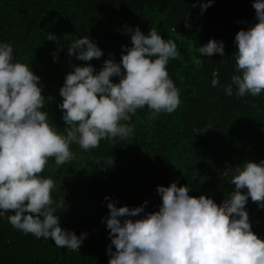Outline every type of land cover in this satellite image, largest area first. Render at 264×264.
I'll list each match as a JSON object with an SVG mask.
<instances>
[{
	"label": "trees",
	"instance_id": "trees-1",
	"mask_svg": "<svg viewBox=\"0 0 264 264\" xmlns=\"http://www.w3.org/2000/svg\"><path fill=\"white\" fill-rule=\"evenodd\" d=\"M0 0V41L11 42L14 57L29 63L41 77L45 109L50 122L63 130L59 89L72 65L92 64L99 71L106 59L120 62L122 45L131 47L128 28L151 27L173 39L180 56L167 68L181 90V104L171 114L149 120L145 107L130 123L131 138L101 140L100 146L83 150L73 144L74 159L42 173L56 182L53 199L61 227L78 236L87 232L79 250L57 247L49 238H36L15 229L0 217V264H109L110 230L106 227L109 197L117 207H137L148 201L146 212L159 210L158 185H189V195H206L221 204L235 190L231 174L224 171L246 161L264 160V93L237 98L211 86L219 70L220 84L230 83L235 71V35L257 23L254 0ZM197 4L193 7V4ZM190 27H185V24ZM54 34L56 40H48ZM88 35L103 51L100 58L81 61L69 55V43ZM222 40L225 56L198 53L210 39ZM63 45L61 48L60 46ZM112 53L113 56H109ZM57 59H53V56ZM114 82L119 77L111 78ZM113 159L111 165L107 161ZM242 191H247L243 189ZM246 210L252 231L264 239V208L248 198ZM143 216L130 217L135 220ZM121 220L124 218L121 217ZM113 251L115 246L112 245Z\"/></svg>",
	"mask_w": 264,
	"mask_h": 264
},
{
	"label": "clouds",
	"instance_id": "clouds-1",
	"mask_svg": "<svg viewBox=\"0 0 264 264\" xmlns=\"http://www.w3.org/2000/svg\"><path fill=\"white\" fill-rule=\"evenodd\" d=\"M213 2L199 4L201 13ZM253 8L258 22L235 35L230 83L221 85L219 70L212 72L211 86L220 85L229 97L264 93V0H254ZM127 31L132 46H121L126 54L122 52L120 62L106 59L99 71L92 64L72 65L74 70L66 74L59 89L63 101L57 105L63 110L62 131L44 110L41 77L29 63L14 57L11 42L0 41V217L25 235L51 238L57 247L79 250L88 233L78 236L61 227L58 209L62 203L52 195L56 182L42 174L53 166L50 159L58 168L74 159L73 144L91 150L101 140L131 138L135 125L130 121L140 109L146 107L147 118L154 120L180 106L181 90L167 68L170 60L180 56L175 40L164 38L156 27L148 34L139 26ZM47 39L56 40V36L49 34ZM67 52L81 61L103 55L88 35L69 43ZM198 53L223 57L225 44L212 38L198 47ZM114 76L118 82L111 79ZM112 163L110 159L106 165ZM229 174L235 190L221 204L203 194L191 196L190 186L177 182L157 186L162 203L154 212L145 211L148 201L137 207H117L106 196L109 264H264V239L252 231L245 207L251 197L264 208V160L246 161L224 171L225 176ZM141 213L138 219L130 218Z\"/></svg>",
	"mask_w": 264,
	"mask_h": 264
}]
</instances>
